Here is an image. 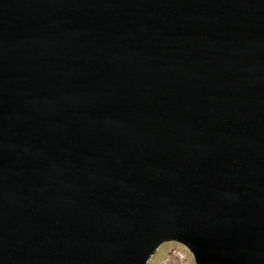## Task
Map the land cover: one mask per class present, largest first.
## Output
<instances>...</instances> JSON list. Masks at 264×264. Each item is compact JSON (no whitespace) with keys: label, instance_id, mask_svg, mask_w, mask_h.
I'll list each match as a JSON object with an SVG mask.
<instances>
[{"label":"water","instance_id":"95a60500","mask_svg":"<svg viewBox=\"0 0 264 264\" xmlns=\"http://www.w3.org/2000/svg\"><path fill=\"white\" fill-rule=\"evenodd\" d=\"M264 264V0H0V264Z\"/></svg>","mask_w":264,"mask_h":264},{"label":"rangeland","instance_id":"374dc122","mask_svg":"<svg viewBox=\"0 0 264 264\" xmlns=\"http://www.w3.org/2000/svg\"><path fill=\"white\" fill-rule=\"evenodd\" d=\"M150 264H197L193 251L179 240L162 244L153 255Z\"/></svg>","mask_w":264,"mask_h":264}]
</instances>
